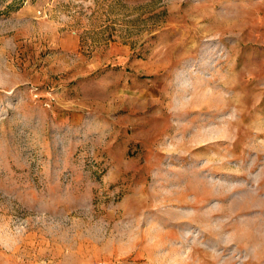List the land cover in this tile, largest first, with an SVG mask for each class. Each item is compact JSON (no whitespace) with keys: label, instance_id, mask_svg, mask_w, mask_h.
Wrapping results in <instances>:
<instances>
[{"label":"rangeland","instance_id":"374dc122","mask_svg":"<svg viewBox=\"0 0 264 264\" xmlns=\"http://www.w3.org/2000/svg\"><path fill=\"white\" fill-rule=\"evenodd\" d=\"M0 264H264V0H0Z\"/></svg>","mask_w":264,"mask_h":264}]
</instances>
